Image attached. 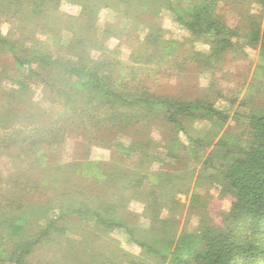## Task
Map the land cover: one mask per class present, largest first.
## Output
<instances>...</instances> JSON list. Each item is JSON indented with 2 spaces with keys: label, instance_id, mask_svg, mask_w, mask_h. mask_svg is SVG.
I'll use <instances>...</instances> for the list:
<instances>
[{
  "label": "rangeland",
  "instance_id": "1",
  "mask_svg": "<svg viewBox=\"0 0 264 264\" xmlns=\"http://www.w3.org/2000/svg\"><path fill=\"white\" fill-rule=\"evenodd\" d=\"M118 3V0H0L2 35L20 50V56L30 60L28 65L21 67L10 52L0 48V133L15 127L31 130L37 126H53L59 115L71 112L73 105L81 108L85 103L83 92L69 86L76 79L67 78L59 68L39 65L36 61L39 53H50L62 60L82 61L90 66L98 64L101 67V63H105L103 70L112 73L115 89L132 90L130 84L140 83L156 93L175 95L183 100L207 97L230 114L221 128L212 127L207 119H184V126L194 137H207L218 131V139L224 134L235 135L250 124L252 109L260 112L264 100V70L261 69L264 57L259 45L248 44L242 32H247L254 20L264 25L262 6L250 0L220 5L228 24L241 33L234 39L240 48L228 53L219 67L201 69L191 61L182 66L173 62L176 59L181 61L184 55L195 49L209 51L210 35L194 34L182 26L170 10L155 6L154 2L146 1V9L135 6L128 12L122 3ZM157 33H162L163 38L170 41L166 47H153ZM164 52L169 55L170 62L164 63L162 71L155 72L153 68L157 67L158 59L154 56ZM21 88H25L26 93H22ZM133 90L140 89L134 87ZM64 92L69 94L64 97ZM161 116L142 117L124 127L102 125L90 137L84 136L82 126L75 125L73 117L65 120L64 135L53 147L42 143L41 153L47 166L58 163L68 169L47 168L45 163L34 158V165L27 168L30 172L19 173L23 176L24 193L29 202L35 200L37 205L43 204L42 200L49 196L52 204L57 205L65 199L61 193L69 189V185L71 190L89 195L92 206L126 201L127 208L123 209L121 216L135 234L132 237L126 227L104 228L90 214L67 215L57 221L59 229H55L31 253L33 262L130 264L140 261L167 264V261L162 262L159 257L149 254L137 241L147 242L153 236H161L156 230H149L146 201L138 194H146L162 171H174L172 174L179 180L180 189L173 191V196L182 205L178 211L166 212L167 216L177 219V224L169 229V235L175 241L180 234H196L202 219L219 221L218 216L229 210L232 198L215 180V169L204 164L211 147L195 149L196 146L189 143L181 131L166 123ZM132 142L140 145L130 152ZM167 144L180 151L183 146L187 148L189 145L190 148L180 152L181 157H175L165 148ZM6 154L11 153L0 155V194L5 186H10L4 182L6 175L19 168V165L14 167L7 162ZM80 156L86 167L90 168L91 163L96 162L103 169L95 173L73 170L71 164ZM144 158L148 162L143 167L149 169L137 175V178L145 176L138 192L102 180L108 178L105 172L120 171L127 179L130 167H137ZM15 160L14 164H17L19 159ZM22 167L27 166L23 163ZM45 171L52 177L44 178ZM57 173L62 176L56 178ZM28 174L32 176L30 179ZM37 186L42 188L41 192ZM84 195L79 194V197ZM13 209L6 208L7 214L13 215ZM30 218L35 222L37 217L31 215ZM27 228L30 230L29 225ZM5 247L9 248L6 244ZM5 264L12 262L7 259Z\"/></svg>",
  "mask_w": 264,
  "mask_h": 264
},
{
  "label": "trees",
  "instance_id": "2",
  "mask_svg": "<svg viewBox=\"0 0 264 264\" xmlns=\"http://www.w3.org/2000/svg\"><path fill=\"white\" fill-rule=\"evenodd\" d=\"M146 1L170 10L174 18L194 34L212 37L209 51L195 49L184 55L181 61L176 59L173 62L175 65L182 66L191 61L201 69H213L225 61L228 53L239 50L240 47L234 39L241 33L238 28L228 24L220 11L222 3L237 0H118L126 12L132 11L135 6L146 9ZM250 1L264 9V0ZM248 27L247 32L242 34L247 38L248 44L254 47L259 45L264 57V25L254 20ZM149 34L151 36V33ZM163 36L162 33H157V38L153 42L155 49L166 47V43H170ZM0 48L7 53L10 52L21 67L30 62L28 57L20 56V50L2 35L1 30ZM159 53L154 56V59L155 57L158 59L155 64L157 67L153 68L155 72L162 71L164 63L170 62L167 52ZM36 61L45 68H59L69 79L75 78V82L69 86L80 89L86 100L81 108H74L73 105L71 112L59 115L53 126H37L31 130L15 127L0 133V155L10 152L11 154H6L4 158H7V162L12 163L14 167L19 165L18 169L10 170L4 178V182L10 186H5V190L0 194V264H5L7 259L12 264H42L33 262L30 258L31 253L50 237L55 229H59L57 226L59 219L71 214L93 215L97 219V224H102L104 228L126 227L133 237L135 233L121 216L123 209L127 208L126 201L92 206L88 199L89 195H84L83 191L71 190L69 185V189L61 193L65 199L57 205L52 204V198L49 196H45L43 204L37 205L34 203L37 202L35 200L29 202L27 194L24 193L23 176L19 173L30 172L27 168L34 165V158L47 166L41 153L42 145L53 147L59 141L64 135L66 119L72 120L74 117L75 125L82 126L84 136L90 137L94 135L95 129L102 125L124 127L142 117L156 115H162L161 118L166 123L181 131L189 143L196 146L195 149L201 146L211 147L204 164L215 169V180L222 184L223 191L232 200L229 210L218 216L219 221L202 219L196 234H180L175 241L172 235H169V229L177 224V219L167 215L178 211L182 205L176 196H173V191L180 189L179 180L172 174L174 171H162L148 192L141 191L147 192L146 194H138L140 199L146 201L150 220L149 230H156L161 236H153L147 242L137 241L149 254L159 257L162 262L167 261V264H264V100L259 107L260 112L256 113L255 109H252L250 124L235 135L224 134L217 139L218 131H215L209 133L207 137H194L184 126V119H207L212 127L215 125L221 128L230 114L218 108L215 102L207 97L183 100L175 95L156 93L151 91L148 85L140 83L130 84L132 90L138 87L140 89L138 91L115 89L112 85V73L103 70L105 63H101V67H98V64L90 66L82 61L62 60L50 53L37 54ZM261 69L264 70V65ZM120 87L123 86L120 84ZM21 91L24 93L25 88H21ZM66 94L69 93L64 92V97ZM139 145L138 142H132L129 151H133ZM165 148L169 150L170 155L181 157L182 151L190 147L183 146L180 151L178 147L167 144ZM16 158L19 161L14 164ZM146 162L148 160L144 158L139 161L137 167H130L127 179L123 178L125 174L120 171L112 174L105 172L108 178L102 180L106 183H118L127 190L133 189L138 192L145 176L137 178V175L143 174L142 171L148 172L146 170L149 168L143 167ZM23 163L27 167H22ZM71 166L73 170H82L83 173L84 170L95 173L102 168L96 162L91 163L90 168L86 167L81 156L72 162ZM48 167L64 171L68 169L67 166L63 167L58 163ZM61 176L62 174L57 173L56 178ZM31 177L28 174L27 178ZM50 177L52 176L45 171L44 178ZM36 189L39 190V186ZM79 194L85 198L79 197ZM8 207L14 208L11 211L14 212L13 215L7 214ZM31 215L37 217L35 222L31 220ZM38 221L44 222L40 225L37 224ZM130 264L144 263L137 261Z\"/></svg>",
  "mask_w": 264,
  "mask_h": 264
}]
</instances>
